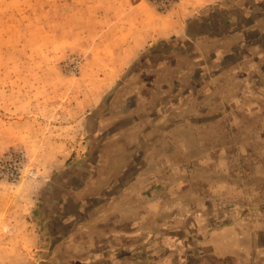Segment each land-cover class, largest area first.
I'll use <instances>...</instances> for the list:
<instances>
[{
    "label": "rangeland",
    "instance_id": "1",
    "mask_svg": "<svg viewBox=\"0 0 264 264\" xmlns=\"http://www.w3.org/2000/svg\"><path fill=\"white\" fill-rule=\"evenodd\" d=\"M260 58L264 0H0V264H264Z\"/></svg>",
    "mask_w": 264,
    "mask_h": 264
},
{
    "label": "crops",
    "instance_id": "2",
    "mask_svg": "<svg viewBox=\"0 0 264 264\" xmlns=\"http://www.w3.org/2000/svg\"><path fill=\"white\" fill-rule=\"evenodd\" d=\"M262 58H260L259 60H256V62L253 61L250 63V65H248V68L246 69V72H245L246 74H244V76L247 75L248 77L242 80V84L240 88V93H241L240 102L243 106L249 108V112L246 111V113H251L247 115L254 116L258 121L259 120L262 121L260 123V126L257 127V130H256L257 136H259L261 132H264V63L261 60ZM250 72L252 74V78L250 76ZM218 76L215 75L212 78L213 81L217 80ZM212 79H211L210 84L213 82ZM248 104H250V107L248 106ZM229 115H231L230 110L228 112L225 111V113L221 115L222 116L221 118L225 119L229 117ZM219 118L220 117L210 116L207 124L218 123L220 120ZM194 119L197 120V121H194V124H196L198 127H202L204 125L203 123H205L206 121L204 120V118L202 119L194 118ZM230 130H233V129H230ZM243 130H245V128ZM247 140L249 139L242 138L240 142V146L244 150H248ZM216 147L218 149H222L223 151H228L230 148L229 145L227 144L224 147H220V146L218 147L217 145ZM215 153H217V149L215 150ZM228 159L229 158L227 157L226 160L228 161ZM216 160L217 158H215L214 160L212 159L211 161L216 163Z\"/></svg>",
    "mask_w": 264,
    "mask_h": 264
}]
</instances>
